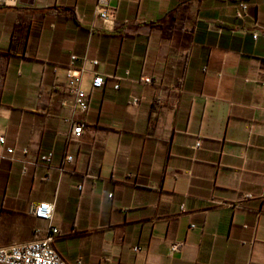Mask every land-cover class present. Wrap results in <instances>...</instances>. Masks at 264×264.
<instances>
[{"label":"crops","instance_id":"1","mask_svg":"<svg viewBox=\"0 0 264 264\" xmlns=\"http://www.w3.org/2000/svg\"><path fill=\"white\" fill-rule=\"evenodd\" d=\"M96 2L0 0V248L52 225L69 264H264V0Z\"/></svg>","mask_w":264,"mask_h":264},{"label":"built area","instance_id":"2","mask_svg":"<svg viewBox=\"0 0 264 264\" xmlns=\"http://www.w3.org/2000/svg\"><path fill=\"white\" fill-rule=\"evenodd\" d=\"M248 12V5L241 3L236 16L244 20L249 17ZM94 15L107 23H115L117 20V12L115 7L111 5V0H97L94 7ZM254 38H257V34L254 35ZM76 60L77 58L73 56L67 67L65 91L73 97L75 108L85 114L89 111L90 95L82 89V80L85 71L82 68L76 67ZM95 63L97 64L96 61ZM143 80L146 83H151V78H145ZM104 85V77L102 75H94L91 81L92 89H101ZM115 88L118 89L119 86L117 85ZM135 103H137V100H135ZM84 130V123L73 121L69 139H80ZM0 142L4 144V137H1ZM7 152L11 155L14 153V149H8ZM51 157L52 154H48L43 157V160L50 161ZM67 160L71 162L73 157H68ZM54 213L55 203L53 202L44 201L36 203L31 209V214L39 221L52 222ZM194 227L192 225V228ZM59 234V229L51 225L45 237L40 240L29 244L0 248V264H69L54 246V242ZM183 247V242L175 241L171 243L170 251L171 253L181 252Z\"/></svg>","mask_w":264,"mask_h":264},{"label":"water","instance_id":"3","mask_svg":"<svg viewBox=\"0 0 264 264\" xmlns=\"http://www.w3.org/2000/svg\"><path fill=\"white\" fill-rule=\"evenodd\" d=\"M29 5H33L34 4V0H27Z\"/></svg>","mask_w":264,"mask_h":264},{"label":"trees","instance_id":"4","mask_svg":"<svg viewBox=\"0 0 264 264\" xmlns=\"http://www.w3.org/2000/svg\"><path fill=\"white\" fill-rule=\"evenodd\" d=\"M199 26H200V24H199ZM201 26H202V24H201Z\"/></svg>","mask_w":264,"mask_h":264}]
</instances>
